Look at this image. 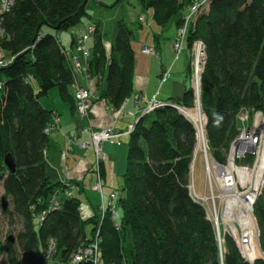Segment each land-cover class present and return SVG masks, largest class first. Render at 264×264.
Here are the masks:
<instances>
[{
    "label": "trees",
    "instance_id": "16d2710c",
    "mask_svg": "<svg viewBox=\"0 0 264 264\" xmlns=\"http://www.w3.org/2000/svg\"><path fill=\"white\" fill-rule=\"evenodd\" d=\"M191 1L137 0L143 8L152 9L159 26L172 18L179 26ZM87 2L14 0L2 16L0 48L10 60L0 67V185L11 209L0 204V214L16 216L21 229L14 241L9 236L0 239V264H48L55 258L68 264L95 235L98 264H264L262 257L246 261L229 234H221L220 249L205 208L189 193L196 131L177 106H195L192 85L180 98L163 101L164 105L140 115L129 134L123 185L116 198L119 226L109 211L102 218L97 213L82 217L80 199L74 195L49 209L51 197L66 185L52 181L47 171L48 135L43 130L54 110L45 108L40 98L57 87L61 100L76 112L73 67L59 33L90 17ZM191 23L188 46L196 40L204 44L199 101L208 151L223 164L238 135V113L264 111V0H209L207 9ZM93 25L87 72L96 77L105 73L104 82H97L98 98L118 107L133 90V32L122 19L117 20L108 48L105 33ZM74 44L72 38L70 46ZM7 154L15 164L13 173L4 164ZM247 162L250 158L243 161ZM253 216L264 254V183Z\"/></svg>",
    "mask_w": 264,
    "mask_h": 264
},
{
    "label": "crops",
    "instance_id": "0c3cea01",
    "mask_svg": "<svg viewBox=\"0 0 264 264\" xmlns=\"http://www.w3.org/2000/svg\"><path fill=\"white\" fill-rule=\"evenodd\" d=\"M165 26L170 27V32H172L173 36L171 42H165L161 35L157 34V31L152 29L154 32H152L153 36L150 40V46L156 48V50L158 51V55H154L156 56V58H152L150 60L152 64V71L147 76V83L146 85H138L134 83L133 77V90L131 94L127 96L118 107H114L109 104L106 106L103 99L98 98L97 82L99 83V85L104 82L105 73L102 77H96L90 76L89 73H84L83 71H75V80L79 86L85 89H89L92 93L90 99V114L88 119L84 118V123L82 121L83 118L80 117L77 112L73 113L70 109L69 103L63 100L59 99L60 101H56L54 104H52V106L49 107H45L42 104L45 108L56 111L59 116L58 128L51 131L48 135V144L45 150L47 171L49 172L52 181H59L66 185L64 190L58 191V200H62L63 198H65L67 196L66 192H69L70 195L79 197V199V195L81 193L85 195V216L83 217L92 216L96 213L100 214L99 212H97L99 200L98 198L95 199L94 194H91V192H89V188H92V185L95 182V175L93 172L95 157L93 147L91 145V131L101 130L108 127L120 131H125L130 126L135 125L137 119L140 116L139 111L144 106L143 103L137 101L138 95H142L146 102L150 101L153 98L159 101H169L170 99L175 100L180 98L184 90L189 86L186 80V77L188 76V64L187 68L184 70V59L179 60V57L173 58V62H176L178 60L179 71L177 72V74L171 75V64L166 67V65L160 58L161 52H164L167 56L169 55L168 53L171 50L170 44L172 45L178 27L175 18L170 19L166 25L161 27ZM98 27L101 32L106 33V30L101 29L100 25H98ZM161 32H163L164 34V31ZM76 37L77 36L75 34H71V39H75ZM89 40L90 42L88 43V45L86 44V47L90 51V47L93 44L92 35L87 41ZM106 46L109 47V45L107 44ZM70 48L71 49H69V51L67 52L73 55L80 56L83 66L86 67L87 62L84 57L81 56V52L77 50V47L73 45L72 47L70 46ZM184 53L185 56H187L189 54V49L186 48ZM138 65L139 61L136 60L134 66V76L135 69ZM165 69H169V74L165 80L161 81L160 77ZM162 91L164 94L161 98L160 95ZM164 97H167V99H164ZM128 139L129 135L125 134L120 138L121 144L117 145L118 147H115L116 144L112 143H103L102 145V151L106 157V160L102 163L101 181L103 185V192L106 188H108V192H106L107 194L111 191H116L112 190V186L116 183V162L117 159L121 156V146L122 144L124 145L125 142L126 145L124 146L125 149H123V153L124 156H126ZM80 143H86L87 146L82 147ZM124 170L118 174L121 178ZM67 184L74 185V187L68 188ZM104 187L106 188L104 189ZM89 230L90 226L89 229L86 230V232H89ZM51 263L62 264V262L58 258L52 259Z\"/></svg>",
    "mask_w": 264,
    "mask_h": 264
},
{
    "label": "rangeland",
    "instance_id": "374dc122",
    "mask_svg": "<svg viewBox=\"0 0 264 264\" xmlns=\"http://www.w3.org/2000/svg\"><path fill=\"white\" fill-rule=\"evenodd\" d=\"M8 2L10 3V1H8ZM206 5L207 4H205L203 6L204 10L207 9ZM87 9H88L87 12L89 13L90 17L82 18V20L78 24L73 25V26L69 27L68 30L61 31L59 33V40H60L61 46L66 50V52L69 51V49H71L69 46L71 34L72 35L75 34L76 36H81V35L87 33L88 32L87 27L90 25H93V24H98L101 26V29L106 30V33L104 35V39H105L104 42H105V44L110 45V43L113 39V35L115 33L116 22H117V20L122 19L133 32V36L131 38V46L134 50L135 61L136 60L139 61V65L135 69L134 83H136L138 85H142V84L146 85L147 79H148L147 76L152 71V64H151L150 60L152 58L155 59L156 56H154L152 54L142 53L141 47L143 45H148V46L151 45L150 40L153 36L152 32H154L152 29L156 30L157 34H160L161 37L165 40V42H168V41L171 42L173 35H172V32H170L171 31L169 29L170 27L158 26L153 21L152 9L151 8H143L137 2V0H88ZM186 10L188 11V7H186L185 11ZM187 11L184 14L188 13ZM141 15H143V17H144L143 22L139 21V17ZM195 16H193V19L195 18ZM91 23H93V24H91ZM43 29H45V28H43ZM161 31H164V34ZM0 34H3V33L0 32ZM1 36H3V35H1ZM176 36H177V31L175 34V38L172 42V45L170 44L171 50L168 53L169 55L167 56V55H165L164 52H161L160 58L162 59V62L166 65V67H168L171 64V71H170L171 75H175L179 71L178 60L176 62L175 61L173 62V58L179 57L178 58L179 60L184 59L185 60L184 70L187 68V64L189 65V70H188L189 74L186 77V80H187L189 85H192V87H194L195 64H196L194 60H195V53H196V45L193 46V43H192L191 46H188V44L185 43L181 53L177 54L176 51L173 49V43L176 39ZM88 39H89V36H88ZM86 42L87 43H85V44L88 45L90 40L86 41ZM106 47H108V46H106ZM186 48L189 49V54L187 56H185V53H184ZM1 57L5 58L6 61L10 60L8 53L5 50L0 48V58ZM198 65L200 67V64H198ZM202 66H203V64H202ZM202 66L200 68L201 71H202ZM201 71H200V73H201ZM30 82L35 88H37V82L35 81V79L31 78ZM199 84H200V81H199ZM163 94L164 93L162 91L161 95H160L161 98H162ZM59 99L61 100V98L58 94V89H57V87H53L50 89L47 96L40 98V102L45 107H49V106H52V104H54ZM164 99H167V97H164ZM195 99H196V93H195ZM172 100H174V99H170L169 102H171ZM195 109H196V103H195V106H193L192 108H190L188 110H191L192 112L195 113V111H196ZM247 111H248V115H249V120H252L255 111H251V110L250 111L247 110ZM82 121L84 123L85 119L83 118ZM238 122L241 124L240 121H238ZM193 124L196 126H199V127H200V125H203L205 127V116H203V118L201 120L196 118V120L193 121ZM117 145L118 144H116V146L115 145L114 146L118 147ZM125 145H126V142L124 143V145L122 144V146H121L122 153L116 162V171H117L116 183H115V185L112 186V190H116L117 193L121 190L122 184H123L122 178L118 174L121 171H123L124 167H125L126 156H124V153H123V151H124L123 149H125V147H124ZM207 153H208V156L210 159V163L213 162L214 158L212 157L210 151H208V148H207ZM126 154H127V152H126ZM251 167H253V164ZM211 170H212L211 171L212 173L210 174L208 172V169H207V164H206V160H205V156H204L203 152L199 151L196 154V151H195L194 155H193V161H192L191 170H190V177H189V181H188L189 193L192 194V196L194 197V199L196 201L200 202L203 205V207L205 208L206 214H207L208 218L211 220L212 224H213V222H215V217L217 216L218 228L216 229V227H215V232H216V235H220V237H221L220 249L222 248V243H223V238H222L223 233L231 235L234 238V240L238 246V242L241 240V233H240L241 231L234 232L230 228V223L237 224L238 222L236 221V219H234V221L230 220V221H228V224H225L221 221V216H220L221 210L223 209L224 204H225V200L227 198H232V197L237 196L238 192L235 190H233L232 192H226L224 189H222L221 188V184L223 183L222 182L223 181L222 176L216 175L215 171L213 169H211ZM105 188L106 187H104V189ZM89 190H90L89 192H91V194H94L95 199L98 198V200H99L98 204H100V202H101V199L99 198L100 194L96 190H93L92 188H89ZM238 190L244 191V189L241 187H239ZM106 192H108V188H106L104 191L105 195L107 194ZM66 193L68 196L69 192H66ZM55 195H56V197H58V193H55ZM79 196L81 199V201H80L81 202L80 203V215L83 217V216H85L84 215V212H85L84 202L86 201V197L83 193H81ZM2 198H5V200H6V203H7L6 207L8 206V208L11 209L10 200L8 197L4 196L3 189L0 185V204H1ZM57 200H58V198H57ZM253 205H254V203H253ZM253 205H252V209L250 211V214L252 216V220L254 222V227H252V230H253L252 235H253L254 241L256 242V244L259 247V244H258L259 231H258L256 219L253 216ZM97 212H100L99 206H98ZM20 229H21V224H20L19 219L16 216H14L11 219L9 216H6L2 213L0 214V239L1 240L7 236L15 237V233ZM88 229H89V226L86 227V230H88ZM238 248H239V246H238ZM239 251L241 253L240 248H239ZM241 255H242V253H241ZM242 257L247 261V258H245L243 255H242ZM258 257L264 258V254H262V252H260ZM0 258H3V256H1ZM51 261L52 260H49L48 264H52Z\"/></svg>",
    "mask_w": 264,
    "mask_h": 264
},
{
    "label": "built area",
    "instance_id": "2783aa9c",
    "mask_svg": "<svg viewBox=\"0 0 264 264\" xmlns=\"http://www.w3.org/2000/svg\"><path fill=\"white\" fill-rule=\"evenodd\" d=\"M10 1V3L8 2ZM14 0H0V32L4 34V31L1 27L2 16L3 13L8 11L11 6L13 5ZM209 0H192L188 6V13L184 14L182 18V23L177 27V36L173 43V49L176 51L177 54L181 53L184 44L187 43V36L191 27V22L193 20V16L198 14L200 11L204 10L203 6L205 4L208 5ZM206 5V6H207ZM144 17L141 15L139 17V21L143 22ZM95 30L94 25H90L87 27V33L77 36L74 41V46L77 47V50L81 52V56L87 62V59L90 56V51L86 47V41L88 40V36L90 37ZM0 34V35H3ZM196 45V53H195V83H194V92L198 93L199 81H200V71L201 66L204 62L205 53H204V45L202 41L196 40L193 42V46ZM142 52L146 54L158 55V51L153 46H143ZM70 63L73 67L74 72V80L71 84V89L74 95L75 103H76V112L82 118L89 117L90 114V99L92 93L89 89H85L79 86L75 80V71H83L84 73L87 72V66H83L82 60L80 56L69 54ZM8 61L5 58H0V67L4 66ZM87 64V63H86ZM200 64V67L199 65ZM198 68V69H197ZM169 74V69H165L161 74V81L165 80ZM2 81H0V89L2 88ZM106 106L108 103L103 99ZM137 101L143 103L144 106L140 109L139 115L148 114L154 108L164 105L163 101L156 100L155 98L151 99L150 101L146 102L142 95L137 96ZM196 106L198 104L197 98L195 99ZM177 106V105H176ZM180 111H183L181 108L177 106ZM109 109V108H108ZM264 116V111H255L252 120H249V115L247 110H242L239 112L238 121L241 122L238 129V135L232 140L230 143L228 153L226 155L225 163L220 164L216 160L213 159V162L219 166H224L228 162L230 157V153L232 150L235 151L234 162L237 166H241L244 168H252L264 157V121L258 120L257 116ZM50 121L47 126L44 128V133L49 135V133L58 128L59 123V116L56 111H52L50 115ZM190 116V115H189ZM191 118V116H190ZM193 123V122H192ZM194 125V124H193ZM201 126V125H200ZM196 131V140L198 137V126L194 125ZM134 129V125L130 126L125 131L116 130L113 128H105L101 130H92L91 131V145L94 151L95 163H94V175H95V183L92 185V189L96 190L100 194L101 202L99 204L100 210V218L104 216L106 211H109L110 217L114 225L117 227L119 226V206L116 202V198L118 197V193L116 191H111L107 195L103 192V185L101 181V168L102 163L106 160V157L102 151L103 143H112V144H121L120 138L125 134L129 135L132 130ZM202 135H204V142H203V154L204 156L207 153V141L205 137V128L202 129ZM198 141V140H197ZM196 141V146H197ZM82 147H86V143H80ZM196 151V147H195ZM246 158H250V162L243 163ZM207 164V163H206ZM208 167V166H207ZM229 179V178H228ZM231 182V180L229 181ZM228 182V183H229ZM67 187L73 188L74 185L67 184ZM191 194V193H190ZM70 196V193L69 195ZM192 196V194H191ZM195 196V195H194ZM193 197V196H192ZM197 197V196H196ZM198 198V197H197ZM194 199V197H193ZM256 199V198H255ZM195 200V199H194ZM59 200H57L56 195L53 196L51 200V206H57ZM252 209V207H251ZM80 210V208H79ZM45 212L42 213L39 219H43ZM88 217V216H87ZM85 218V217H84ZM217 220V216L215 217V222ZM213 222L214 229L218 228L217 224ZM215 224V225H214ZM54 244L50 241V245L48 247L49 253L53 252ZM98 252H99V238L95 235L89 242L82 245L78 248V250L72 255L68 264H81L83 262H90L91 264H98Z\"/></svg>",
    "mask_w": 264,
    "mask_h": 264
},
{
    "label": "bare ground",
    "instance_id": "6f19581e",
    "mask_svg": "<svg viewBox=\"0 0 264 264\" xmlns=\"http://www.w3.org/2000/svg\"><path fill=\"white\" fill-rule=\"evenodd\" d=\"M183 114L186 115L192 122L197 119H202L203 114L199 104L196 106L195 113L188 109H182ZM193 113V114H192ZM191 118H190V116ZM239 115V113H238ZM237 115V120H238ZM264 121V116H257V121ZM240 123L238 122V127ZM198 137H197V152L203 150L204 135H202L203 125L198 126ZM235 151L232 150L228 162L224 166H219L214 162L210 163L208 153L205 155L208 172L211 174L213 169L216 175H220L223 178L221 188L226 192L237 191L238 194L235 197L227 198L223 209L221 210L220 216L221 221L228 224V221L236 219L238 222L230 223V228L234 232L241 231V240L238 242V246L241 249L242 255L247 258V261L252 262L256 258H259L260 248L256 244L252 235V227L254 222L250 214L251 207L255 202V198L260 194L262 183H264V157L252 168H244L237 166L234 160ZM229 178V179H228ZM231 180V182H229ZM229 182V183H228ZM239 187L243 188L244 191H239ZM246 190V191H245ZM214 197V196H213ZM208 217V216H207ZM218 226V218L215 222ZM217 242L221 247V237L217 235Z\"/></svg>",
    "mask_w": 264,
    "mask_h": 264
},
{
    "label": "water",
    "instance_id": "95a60500",
    "mask_svg": "<svg viewBox=\"0 0 264 264\" xmlns=\"http://www.w3.org/2000/svg\"><path fill=\"white\" fill-rule=\"evenodd\" d=\"M85 1H87V0H85ZM196 98H197V101H198V104H199V107H200L199 87H198V93H197V97ZM181 109H184V108H181ZM4 164L8 168L9 172L13 173L15 171V164H14L13 158H12V156L10 154H7L4 157ZM1 204H2V208L5 209L6 208V204H7L5 198H2ZM8 239L10 241H14V237H12V236H9Z\"/></svg>",
    "mask_w": 264,
    "mask_h": 264
}]
</instances>
